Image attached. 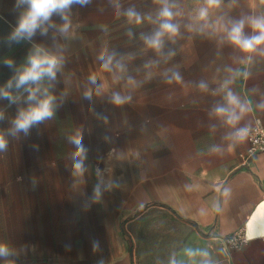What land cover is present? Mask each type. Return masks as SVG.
I'll list each match as a JSON object with an SVG mask.
<instances>
[{"label":"crops","instance_id":"1","mask_svg":"<svg viewBox=\"0 0 264 264\" xmlns=\"http://www.w3.org/2000/svg\"><path fill=\"white\" fill-rule=\"evenodd\" d=\"M106 2L72 5V27L66 35L59 32L64 21L54 13L44 25L46 34L38 29L30 39L14 40L12 34L29 5L0 0V89L15 98L12 102L0 96V133L7 141L0 166L8 180L17 178L28 163L30 133L36 130L34 125L28 134H13V121L21 110L43 99L45 89L53 97L60 91L70 39L82 28L84 7ZM237 3L230 9L233 22L243 19L244 34H257L249 20L264 16V0ZM37 47L63 57V62L55 80L45 78L30 86L41 91L29 101L28 91L16 88L15 80ZM212 49V60L191 69L164 93L168 103L154 138L134 151L129 170L117 173L118 221L102 223L100 252L77 264H264V236L259 235L264 232V151L245 163L241 153L248 149V136L243 141L233 136L257 120L264 125V45L245 53L226 37L214 40ZM202 83L206 89H201ZM229 90L246 108L235 126L214 112L217 106H227ZM54 156L51 153L48 162H55ZM237 232H247L250 240L238 247L226 244L224 237ZM189 250L195 255L189 256Z\"/></svg>","mask_w":264,"mask_h":264},{"label":"rangeland","instance_id":"2","mask_svg":"<svg viewBox=\"0 0 264 264\" xmlns=\"http://www.w3.org/2000/svg\"><path fill=\"white\" fill-rule=\"evenodd\" d=\"M237 2L222 0L200 20L205 0H168L179 31L165 34L159 51L145 38L159 30L160 0H107L84 7L82 28L70 39L65 75L54 94L53 117L30 133L28 163L17 178L8 180L0 166V244L10 250L0 264H77L100 252L102 223L118 221L117 173L129 170L134 151L154 138L168 103L164 93L177 82L174 74L189 76L213 59L214 40L227 37L220 25L231 27L230 9ZM129 8L143 17L139 24L125 15ZM101 55L114 57L111 71L102 69ZM89 91L91 99L85 97ZM114 93L131 100L117 106ZM77 137L86 149L83 174L73 167Z\"/></svg>","mask_w":264,"mask_h":264},{"label":"clouds","instance_id":"3","mask_svg":"<svg viewBox=\"0 0 264 264\" xmlns=\"http://www.w3.org/2000/svg\"><path fill=\"white\" fill-rule=\"evenodd\" d=\"M29 5L28 10L20 19L18 27L12 34V39H30L38 29L41 30L42 34L47 33V28L44 27L46 23L50 24L51 16L55 13L59 15L64 23L59 27V32L61 34H68L70 28L72 27L71 21L68 17V12L72 5L79 4L81 6L90 3V0H21ZM163 4L159 12V17L161 18V23L159 30L154 33L153 36L145 38V43L148 47L159 51L162 47V37L165 34L169 36H175L178 34L179 25L172 22L173 16L175 15L172 11L171 5H169L168 0H160ZM207 7H202L199 10L198 19L206 20L208 17V9L213 7H219L222 0H205ZM119 8V5H117ZM119 14V12L117 13ZM125 15L129 21H134L139 24L143 17L135 11L134 8H129ZM250 26L255 33L252 36H246L244 34L245 20L241 19L231 23V27L227 28L224 25H220V29L227 33V39L230 43L240 48L245 53L255 52L258 46L264 45V16L253 17L249 20ZM55 27V25H50ZM114 57L112 55L105 58L104 55L100 56V60L103 61L101 67L105 71H111V66ZM63 62V57L49 54L43 49L37 47L34 55L30 56L28 67H26L15 80L16 88H25L28 91V100H35L37 93L41 89L37 86L36 88L30 87L31 85H39V83L47 78L49 80H55L57 72L59 71ZM11 66V61L8 62ZM176 81H180V76L174 74ZM93 83H95V77H90ZM171 83V80L168 81ZM227 83V82H226ZM226 86V85H225ZM8 87H12V82L9 81ZM201 89H206L205 84L200 85ZM92 93L85 92V97L91 99ZM0 96L15 102L9 92L0 89ZM112 102L119 106L131 100V96H122L119 93H114L111 97ZM227 106H217L214 109L215 115L218 117L226 118V123L235 126L243 114L246 108L241 104L239 99L233 95L229 90L227 91L226 97ZM54 100L55 98L47 93V89L44 90V98L38 100L35 105L29 106L26 110H21L15 120L13 121V134L18 132H23L28 134L29 129L47 119H51L54 115ZM239 109V112H237ZM3 118V113L0 112V119ZM248 135L247 128H238L233 134L234 138L238 141H243ZM77 147V151L74 154V169L77 174H83L84 171V158L86 154V149L81 143V138L77 137L72 140ZM7 148V141L4 134L0 133V151H4ZM231 148V146H230ZM227 191V190H226ZM100 189L99 186L95 189V198L99 199ZM256 234L254 233V236ZM260 236H264V232L259 233ZM203 255L207 256L208 253L204 252ZM10 255V250L7 245L0 244V257H7ZM188 255H195L191 250L188 251ZM175 264V261L172 262ZM205 264H210V262L205 261Z\"/></svg>","mask_w":264,"mask_h":264},{"label":"built area","instance_id":"4","mask_svg":"<svg viewBox=\"0 0 264 264\" xmlns=\"http://www.w3.org/2000/svg\"><path fill=\"white\" fill-rule=\"evenodd\" d=\"M249 146L246 152L241 153L243 162H249L257 153L264 151V125L256 121L248 128ZM250 240L247 232H237L224 237V241L229 246H242Z\"/></svg>","mask_w":264,"mask_h":264}]
</instances>
